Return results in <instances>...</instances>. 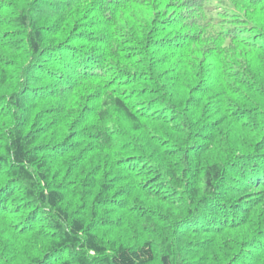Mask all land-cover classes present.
Masks as SVG:
<instances>
[{
    "label": "trees",
    "instance_id": "obj_1",
    "mask_svg": "<svg viewBox=\"0 0 264 264\" xmlns=\"http://www.w3.org/2000/svg\"><path fill=\"white\" fill-rule=\"evenodd\" d=\"M52 51L72 60L55 86ZM37 72L49 83L33 86ZM185 160L186 195L228 171L244 193L195 226L176 222L196 237L185 264H216L262 236L264 0H0L5 264H42L29 241L45 222L64 264H171L137 236L182 199L164 195L165 173Z\"/></svg>",
    "mask_w": 264,
    "mask_h": 264
},
{
    "label": "clouds",
    "instance_id": "obj_2",
    "mask_svg": "<svg viewBox=\"0 0 264 264\" xmlns=\"http://www.w3.org/2000/svg\"><path fill=\"white\" fill-rule=\"evenodd\" d=\"M51 63L54 66L53 71L56 73L52 77V82L55 86L56 77L60 76L62 72H66L63 65H71L72 60L67 53L52 51ZM56 68H59V71H56ZM67 72L70 73L71 69H68ZM35 77L37 78V82L33 84L35 87L39 88L41 82L44 84L49 83L48 76L45 72H37ZM194 165L195 161L185 160L182 162V165H172L175 177L171 173H165L166 179L169 180V186L164 195H167V191L174 189L182 199L176 200L174 204L172 201H168L163 207L154 208L153 213L150 214L151 218L147 220V235L140 233L137 236L138 240L142 241L147 239L152 241L156 249L157 260L160 254L166 253L171 264H185V245L189 240L195 239L196 237L181 232L177 229L176 222L183 220L186 224L195 226L198 222L212 218L214 211L213 205L217 203L231 204L235 201L237 195L244 194L240 185L231 179L234 173L228 171L219 185L214 181L210 188L205 189L202 183L200 185L190 184V187H197L198 191L192 196L186 195L185 181L188 180V175H181V167L191 171ZM25 166L28 167L27 165ZM237 167H240V165H237ZM237 179L239 178L237 177ZM217 193H220V195H217ZM261 196L264 199V190H261ZM17 203H23V200H14L9 205V208L15 207ZM26 213L27 209H21L19 217L14 216L13 219L22 220ZM158 214H162V218L159 221L156 220V215ZM252 219L255 221V216ZM174 229H176L175 235L172 234ZM259 230L262 236H256L255 240L243 248L236 246L234 248L224 249L216 264H229V262L231 264H264V220L261 221ZM52 231L53 229L47 226V222L42 224L38 231L34 229L33 236L35 238L29 241V246L39 250L42 264H64V261L69 259L68 254L57 249L55 238L52 237ZM78 235L81 240L85 239V233L83 231L78 233ZM253 236H255V232H253ZM242 238L248 239L247 235ZM45 252L49 253L48 259L46 260L43 259L42 255ZM237 252H239V255H237ZM95 255V252H89L90 258ZM234 256L235 259H233ZM0 264H5L4 260L0 259Z\"/></svg>",
    "mask_w": 264,
    "mask_h": 264
}]
</instances>
